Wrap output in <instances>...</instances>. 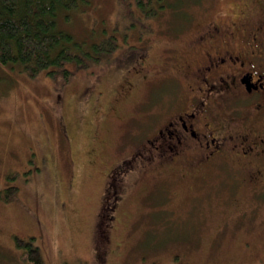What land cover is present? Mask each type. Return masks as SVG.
Wrapping results in <instances>:
<instances>
[{
	"label": "rangeland",
	"instance_id": "obj_1",
	"mask_svg": "<svg viewBox=\"0 0 264 264\" xmlns=\"http://www.w3.org/2000/svg\"><path fill=\"white\" fill-rule=\"evenodd\" d=\"M80 1L58 26L87 38L86 48L103 38L109 64L90 62L68 78L59 69L34 77L0 69V192L8 196L0 198V264H30L34 250L44 264H264V187L232 208L224 166L220 178L130 179L107 225L104 174L149 134L169 89L152 79L121 102L117 69L143 52L137 34L153 42L159 64L168 29L192 0H158L161 12L146 20L134 0Z\"/></svg>",
	"mask_w": 264,
	"mask_h": 264
},
{
	"label": "flooded vegetation",
	"instance_id": "obj_2",
	"mask_svg": "<svg viewBox=\"0 0 264 264\" xmlns=\"http://www.w3.org/2000/svg\"><path fill=\"white\" fill-rule=\"evenodd\" d=\"M190 9L182 8L187 16L176 31L168 29L159 64L149 55L153 42L139 39L143 52L117 69L121 102L152 79L169 89L149 116V134L104 174V192L112 189L107 225L129 180L134 186L150 173L167 181L177 175V183L205 171L220 178L224 166L232 208L264 187V0H192Z\"/></svg>",
	"mask_w": 264,
	"mask_h": 264
},
{
	"label": "trees",
	"instance_id": "obj_3",
	"mask_svg": "<svg viewBox=\"0 0 264 264\" xmlns=\"http://www.w3.org/2000/svg\"><path fill=\"white\" fill-rule=\"evenodd\" d=\"M79 1L0 0V69L16 67L30 77L42 72L53 76L59 69L68 78L75 68L81 69L90 62L109 64L112 59L108 58L109 48H104L103 38L88 43L86 48L87 38L74 40L70 33L58 26L59 17L61 21L65 11L76 10L81 3ZM157 2L134 0L135 10L140 14L137 18H154L162 10L161 6L159 10L155 7ZM133 37L137 41L140 39L139 34ZM70 63L75 66L73 69L68 67ZM0 198L7 201L8 196L0 192ZM108 211L107 219L111 213ZM33 252L27 257L28 263L44 264L38 252Z\"/></svg>",
	"mask_w": 264,
	"mask_h": 264
}]
</instances>
